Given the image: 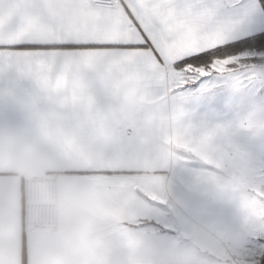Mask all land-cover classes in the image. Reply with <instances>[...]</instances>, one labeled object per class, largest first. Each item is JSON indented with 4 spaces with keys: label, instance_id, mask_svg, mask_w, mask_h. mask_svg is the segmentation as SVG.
I'll list each match as a JSON object with an SVG mask.
<instances>
[{
    "label": "crops",
    "instance_id": "1",
    "mask_svg": "<svg viewBox=\"0 0 264 264\" xmlns=\"http://www.w3.org/2000/svg\"><path fill=\"white\" fill-rule=\"evenodd\" d=\"M118 2L0 0V264H264V96L225 76L193 115L123 89L115 50L84 43L130 38ZM47 174L58 224L25 228L23 180Z\"/></svg>",
    "mask_w": 264,
    "mask_h": 264
},
{
    "label": "snow or ice",
    "instance_id": "2",
    "mask_svg": "<svg viewBox=\"0 0 264 264\" xmlns=\"http://www.w3.org/2000/svg\"><path fill=\"white\" fill-rule=\"evenodd\" d=\"M134 8L123 3L134 32L130 38L93 40L85 44L115 50L121 58L123 74L130 78L123 89H151L165 106L173 105L198 114L205 98L234 71L241 54L226 56L230 42L245 35L264 6L242 0H132ZM103 25L102 19L97 20ZM222 31L225 39L212 47L187 48L192 37ZM251 47L264 49V35L251 38ZM254 58V54H253ZM203 73V74H202ZM187 115V114H186ZM264 232V228L259 230Z\"/></svg>",
    "mask_w": 264,
    "mask_h": 264
},
{
    "label": "built area",
    "instance_id": "3",
    "mask_svg": "<svg viewBox=\"0 0 264 264\" xmlns=\"http://www.w3.org/2000/svg\"><path fill=\"white\" fill-rule=\"evenodd\" d=\"M92 6L114 8L118 0H87ZM55 174L32 175L23 180V225L28 229L55 228L58 224Z\"/></svg>",
    "mask_w": 264,
    "mask_h": 264
},
{
    "label": "rangeland",
    "instance_id": "4",
    "mask_svg": "<svg viewBox=\"0 0 264 264\" xmlns=\"http://www.w3.org/2000/svg\"><path fill=\"white\" fill-rule=\"evenodd\" d=\"M260 4L264 6L263 0L262 2L260 1ZM263 32L264 30L259 31L257 33H263ZM238 53L241 54L240 59H238L234 65L230 66L232 69H234V71L226 76L229 77V75H231L235 79L237 77V79L241 80L242 83L240 84H242L244 88L249 89L252 87V89H254L257 93L264 96V49L259 47L247 46L242 48V50ZM235 54L237 53L233 52L229 55L227 54L226 56H233ZM253 54H254V58H253ZM38 156L39 155L35 154L34 162H35L36 171H39L38 166L42 165L43 163L41 157L36 159ZM194 255L195 258H191L192 260L191 264H201L202 253L197 252Z\"/></svg>",
    "mask_w": 264,
    "mask_h": 264
},
{
    "label": "trees",
    "instance_id": "5",
    "mask_svg": "<svg viewBox=\"0 0 264 264\" xmlns=\"http://www.w3.org/2000/svg\"><path fill=\"white\" fill-rule=\"evenodd\" d=\"M262 2V0H260ZM263 3H264V0H263ZM261 35H264V32L263 33H256V34H253V35H250V36H247L245 38H242L240 40H237L235 42H231V48L230 49H227L226 52H225V55H229L233 52H240L242 50V48L244 47H247V46H250V43H251V38L256 36V37H259ZM144 223H148V222H145L144 220H140L138 225H143Z\"/></svg>",
    "mask_w": 264,
    "mask_h": 264
}]
</instances>
